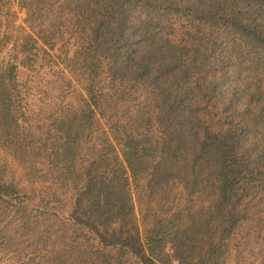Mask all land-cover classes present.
Wrapping results in <instances>:
<instances>
[{
  "label": "trees",
  "instance_id": "obj_1",
  "mask_svg": "<svg viewBox=\"0 0 264 264\" xmlns=\"http://www.w3.org/2000/svg\"><path fill=\"white\" fill-rule=\"evenodd\" d=\"M17 3L19 26L0 0V149L43 188L0 172V264H263L264 0ZM138 207L140 248L114 231Z\"/></svg>",
  "mask_w": 264,
  "mask_h": 264
},
{
  "label": "rangeland",
  "instance_id": "obj_2",
  "mask_svg": "<svg viewBox=\"0 0 264 264\" xmlns=\"http://www.w3.org/2000/svg\"><path fill=\"white\" fill-rule=\"evenodd\" d=\"M13 10L15 12V26L22 25L24 23V20L26 18L25 11L21 10L18 6L17 0H13ZM0 172H3L5 176L12 182L18 184L20 187H22L27 193L34 196L36 193L43 188V186L39 184H34L28 181L27 175L23 168L12 158L10 157L5 151L0 149ZM176 189L173 190V194H178L180 197L181 193H184V187L182 185H176ZM177 195V196H178ZM204 208V204H200L199 207H197V211L202 210ZM250 210H251V218L250 222L247 226V233L252 238V243L255 249V252L259 253L261 256L262 262L264 261V201L260 200H253L250 203ZM136 216H137V223H135L136 226L133 225V227L129 228H123L116 227L114 231H122L125 234L130 232L131 236V242L133 246L140 248V244L143 241V227L142 223L140 222L141 215L139 212V207L136 209ZM139 221V223H138ZM106 233H110L109 230ZM123 236V235H118ZM124 238V236H123ZM63 245L67 248V250H71L74 255L73 256H80L81 252L75 244V241L71 239L70 235H66L62 238ZM253 249V247H251ZM166 256L168 258H172L173 256V250L171 246H168L165 250ZM173 264H178L176 260H172ZM229 264V263H228ZM264 264V263H263Z\"/></svg>",
  "mask_w": 264,
  "mask_h": 264
}]
</instances>
